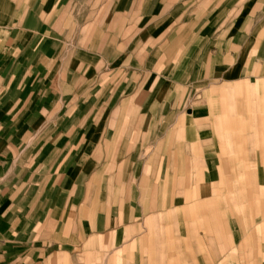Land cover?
Returning <instances> with one entry per match:
<instances>
[{"label": "crops", "instance_id": "obj_1", "mask_svg": "<svg viewBox=\"0 0 264 264\" xmlns=\"http://www.w3.org/2000/svg\"><path fill=\"white\" fill-rule=\"evenodd\" d=\"M0 0V264H264V0Z\"/></svg>", "mask_w": 264, "mask_h": 264}, {"label": "rangeland", "instance_id": "obj_2", "mask_svg": "<svg viewBox=\"0 0 264 264\" xmlns=\"http://www.w3.org/2000/svg\"><path fill=\"white\" fill-rule=\"evenodd\" d=\"M84 4H85V14H87L88 17H91L93 14V9H90V7H93L95 2L94 0H84Z\"/></svg>", "mask_w": 264, "mask_h": 264}]
</instances>
